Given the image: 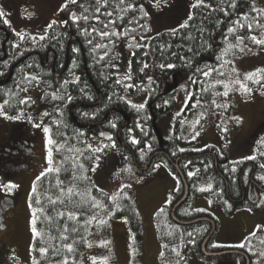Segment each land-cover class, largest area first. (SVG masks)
<instances>
[{"label":"trees","instance_id":"trees-1","mask_svg":"<svg viewBox=\"0 0 264 264\" xmlns=\"http://www.w3.org/2000/svg\"><path fill=\"white\" fill-rule=\"evenodd\" d=\"M5 1L0 0V10L4 11ZM148 3L149 0H63L47 25L56 23L40 34L17 33L22 28L12 26L7 10L0 17L1 111L8 117L24 119L36 109L37 100L51 119L49 132L56 143V169L34 181L35 191L29 197L37 231L32 251L38 264L61 260L77 264L90 227L97 223L101 234L110 233L108 220L93 214L96 199L109 203L108 194L95 183V176L102 163L110 160L111 153L135 174L150 173L154 163L162 159L178 179L179 186L169 203L160 208L164 211L159 209L154 214L160 258L166 264H188L190 250L204 258H214L200 251L201 241L211 228L209 221L181 225L171 219V204L183 193V183L171 161L177 159L188 189L186 200L174 211L177 218L210 217L193 210L191 199L196 197L208 196L229 212L255 207L245 200L234 201L240 193L241 162L227 160L212 145L199 150L184 146L189 141L188 117L194 103L211 107L214 91L222 88L217 81L230 74L238 42L253 45L250 37L264 34V12H239L248 0H202L192 6L182 24L153 33ZM73 15L78 19L73 20ZM4 19L9 23L5 24ZM229 28L234 32L230 33ZM104 31L109 33L107 37L100 35ZM237 36L243 39L237 40ZM97 44L103 47H95ZM167 64L174 67L168 68ZM208 69L215 71L204 76L202 72ZM187 88L190 94L183 112L185 118L176 117L171 132L160 136L158 118L175 106L178 90ZM133 104L144 107L134 108ZM12 127L20 131L19 125ZM201 134L199 130L198 136ZM27 137V144L23 142L27 148L22 152L26 155L24 164L29 163L27 151L34 142L32 136ZM260 157L253 158L256 167L260 166ZM190 168L193 171H188ZM7 173L11 172L4 171L9 177ZM112 206L109 218L125 217L135 239H140L142 222L134 191L123 187ZM212 220L215 232L217 223ZM210 240L207 250H212L208 248ZM68 245H72L71 251ZM41 248L46 251L41 253ZM223 256L235 258L236 264L244 262L240 256Z\"/></svg>","mask_w":264,"mask_h":264},{"label":"rangeland","instance_id":"rangeland-1","mask_svg":"<svg viewBox=\"0 0 264 264\" xmlns=\"http://www.w3.org/2000/svg\"><path fill=\"white\" fill-rule=\"evenodd\" d=\"M62 1L28 0L26 3V0H7L4 2V11L10 13L9 21L12 26L21 29L48 23L55 16ZM200 1L202 0H149L148 4L152 9L150 20L152 32L182 24L192 6ZM249 9H260L264 12V0H248V5H241L239 12L244 13ZM254 36L257 40L264 41L263 33ZM252 43L253 45L238 42L236 45L235 52L232 53L230 74L222 77V88L214 91L215 103H212L210 108L203 107L198 102L194 103L195 108L188 117L191 128L189 141L184 147L199 150L212 145L220 155L232 162L252 155L258 157L262 155L260 160L264 161V127L260 123L264 119V44H256L254 41ZM246 75H250L251 79L246 80ZM237 79L252 90L250 92L236 90L239 89V85L234 83ZM224 84L233 90L229 91L227 96L217 95L225 91ZM189 94L188 88L178 90L175 106L158 118L156 128L160 136H167L171 132L176 117L185 118L183 112ZM225 104L227 107L223 106ZM35 107L36 109L30 111L24 119L8 117L3 114L0 107V138L6 137L12 126L17 124L24 130L21 134L24 144H27L28 135L34 140V152L29 159V165L24 164L23 159L26 155L22 154L26 145H20L14 139L17 137L16 133L11 134V145L8 144L6 149L0 151V166L7 160L19 165L6 171L17 173L16 175L7 173L9 174L7 177L0 171V196L9 193L18 196L14 208L7 211L3 217L10 224V229L5 232L3 238L9 245L16 247L18 255L17 257L12 255L10 264H21L20 262L38 264L32 251V242L37 231L34 222L35 212L31 209L29 197L37 176L46 170L56 169L58 164V158L53 150L56 143L50 132L45 133L43 130L44 127L49 128L51 119L44 115L47 110L37 100ZM237 117L239 122L234 119ZM199 130H202L200 136L196 135ZM109 159L102 163L96 171V176L94 174L95 183L105 189L109 203L103 204L101 200L96 199L97 209L93 215L101 214L99 217L108 220L110 233L103 235L97 223L92 225L93 227L88 229L86 247L80 253L77 264H166L160 258L161 244L156 234L154 214L170 201L172 192L179 186L178 179L162 159L154 163L153 170L146 174L130 172L123 161L117 159L113 153L109 154ZM156 165L159 167H155ZM188 171L193 170L190 168ZM203 185L204 183L201 184ZM125 186L134 191V199L142 222L140 239H135L125 217L109 218L114 209L112 203L115 202L111 197L116 198ZM191 201L193 210L208 213L216 220L217 229L208 244L211 251L243 245L252 254V264H264V255H261L264 253V236L259 235V232L264 231V216L260 213L254 215L253 211L243 207L229 212L226 207L214 204L208 196L196 197ZM251 232L253 236L249 235ZM186 259L188 264H236L233 257L204 258L194 250L189 251ZM53 264L65 263L61 260Z\"/></svg>","mask_w":264,"mask_h":264},{"label":"flooded vegetation","instance_id":"flooded-vegetation-1","mask_svg":"<svg viewBox=\"0 0 264 264\" xmlns=\"http://www.w3.org/2000/svg\"><path fill=\"white\" fill-rule=\"evenodd\" d=\"M46 27H47V22L41 25L35 24V26L23 27L21 30L17 31V33L20 32V33H25V34H38V33L40 34V33L45 32ZM72 39H74V37H72ZM4 67L6 68L7 65H4ZM260 123L264 127V119ZM22 131L23 130L21 129L20 131H15L11 129L10 133H8L6 137L0 138V151L1 150L3 151L4 149H6L8 144L11 145V137H12L11 134H14V133L17 134V137H15L14 139L17 140L20 145H23V143H21L23 142V137L21 134H23L24 132ZM255 131L256 129L254 130V132ZM28 149H29L28 157L30 159L34 152L33 145L31 148H28ZM254 157L256 158V156L252 155L251 157L248 156V157L236 160V161L241 162L240 168H239L240 169L239 170L240 171V176H239L240 193H239V198L234 201L239 202V201L245 200L250 203H253L255 205L254 208H251V209L248 207H243V208H246L249 211H253L254 215H257V213H260L262 216H264V210H261L264 208V181L260 179V177L264 176L263 175L264 168L261 167V165H264V161L260 160L259 158L257 163L260 166L256 167L253 162ZM4 162L5 163L1 164L0 166V171L2 172L7 171L11 167H15V165L13 163L8 162V160L7 162L6 161ZM27 165H29V163ZM245 184H249V185H247V187L245 188ZM17 197L18 196H16L15 194H11V193L7 195L2 194L0 196V264H10V259L12 255L16 257L18 256L17 251L15 249L16 247L14 245L12 246L9 245L8 241L3 238V235L5 236V232L8 229H10V224L3 217L7 211L9 210L11 211L14 208ZM175 202L176 201H174L171 204V206ZM249 235L253 236L252 233H250ZM255 235H257V233L254 234V236ZM259 235L264 236V231H262L261 233L259 232ZM262 238L263 237H260V239ZM234 249H239V250L244 251L249 258V264H252V260H253L252 254L248 250H246V248L236 247ZM233 255L242 257L244 260L243 264L245 263V258L242 255H239V254H233ZM20 263L22 264V262Z\"/></svg>","mask_w":264,"mask_h":264},{"label":"snow or ice","instance_id":"snow-or-ice-1","mask_svg":"<svg viewBox=\"0 0 264 264\" xmlns=\"http://www.w3.org/2000/svg\"><path fill=\"white\" fill-rule=\"evenodd\" d=\"M72 3H75V0H72ZM129 6L131 7V5H129ZM233 6L235 7V4H233ZM97 11H99V9H97ZM4 16H5L4 11H3V10H0V17H4ZM72 19H73V20H76V19H78V17H76L75 15H73V16H72ZM84 19H87V17H84ZM97 19H98V17H97ZM189 19H191V16L189 17ZM4 23L7 24V23H9V21H8L7 19H4ZM55 23H56V21H52V24H55ZM52 24L47 25V28H50V27L52 26ZM228 31H229L230 33H232V32H234V29H233V28H229ZM100 35L103 36V37H107V36L109 35V33H108L107 31H104V32H101ZM21 38H23V37H21ZM40 38L43 39L44 37L41 36ZM250 38H251V40L254 41L256 44H264V41H262V40H257V38H256L255 36H252V37H250ZM225 39H227V37H225ZM236 39H237V40H242L243 38L240 37V36H237ZM89 43L91 44L92 42L89 41ZM95 47L100 48V47H103V45L97 44ZM229 47H232V45H229ZM73 51H76V49H73ZM105 55H107V53H106ZM144 67L146 68L147 65H145ZM161 67H165V65H161ZM166 67H168V68H172V67H174V65H172V64H167ZM197 71L199 72V71H201V69H197ZM213 71H215V69H208V70H206V71H203L202 74H203L204 76H208L209 73H210V72H213ZM125 78H126V79H131V77H125ZM33 79H35V77H33ZM149 79H151V77H149ZM245 79H246V80H247V79H251V76H250V75H246V76H245ZM190 81H191V78H190ZM191 82H192V83H195V81H191ZM37 83H39V81H37ZM116 83L119 84L120 81L117 80ZM217 83H221V81L218 80ZM234 83L239 85V89H236V90L244 91V92H250V91L252 90L251 88H248L247 85H246L245 83L241 82L239 79L235 80ZM128 87H132V85H129ZM224 88H225V91H224L222 94H221V93H217V95L227 96V95L229 94V91H232V90H233V89H230L229 86H228L227 84H224ZM22 91H27V90H26V89H22ZM54 98H56V97L54 96ZM68 99H71V97H68ZM20 103L23 104V103H24V100H20ZM165 103H167V102H165ZM213 103H215V101H213ZM132 106H133L134 108H138V109H142V108L144 107L143 104H140V105H135V104H133ZM216 106H217V107H221V105H216ZM223 106H224V107H227L226 104L223 105ZM193 107H195V105H193ZM44 115L47 116L48 113H44ZM234 119H235L237 122H239V118H238V117H237V118H234ZM197 122H198V121H197ZM112 126L115 127L114 124H113ZM37 127H40V125H37ZM43 130H44L45 133H47V132L49 131V128H48V127H44ZM225 131H226V129H225ZM102 135H103V134H102ZM196 135H199V133L197 132ZM193 138H195V136H194ZM133 143H136V141L133 140ZM114 146H115V145H113V147H114ZM95 151L99 152L100 149H95ZM181 151H182V150H181ZM155 167H159V165H156ZM261 167L264 168V165H261ZM94 170H95V169H93V171H94ZM46 171H48V170H46ZM44 175H45V172H41V173H40V176H37L36 179L39 180L40 177H41V176H44ZM189 175H192V173H189ZM260 179L264 180V177H260ZM33 191H35V189H33ZM111 199L114 200L115 198H114V197H111ZM160 211L163 212L164 210H163V209H160ZM69 218L71 219L72 217L70 216ZM100 223L103 224V223H105V222H104V221H100ZM73 231H75V229H73ZM241 247H243V245H241ZM68 248H69V251H71V250H72V245H68ZM40 251H41V253H43V252L46 251V249L41 248ZM261 255H264V253H261Z\"/></svg>","mask_w":264,"mask_h":264},{"label":"water","instance_id":"water-1","mask_svg":"<svg viewBox=\"0 0 264 264\" xmlns=\"http://www.w3.org/2000/svg\"><path fill=\"white\" fill-rule=\"evenodd\" d=\"M126 122H127V119L125 120V123ZM162 147L165 148V145H163ZM171 162H172L174 168L176 169L177 173L179 174V177L183 183L182 195L180 196V198L177 199V201L170 208V216H171L172 220L174 222H176L177 224H181V225H189V224L196 223V222L203 221V220L209 221L211 223V228L208 231V233L206 234V236L203 238V240L201 241V244H200L201 253L204 256H208V257H219V256L226 255V254H239L245 258L244 264H249V258L246 255V253L242 250L230 248V249H221V250L209 251L206 249V243L214 232V222L211 218H209L207 216H199V217H195V218L188 219V220H182V219L177 218L174 215V211H175L176 207H178L186 199L187 194H188V189H187V184H186L184 175H183L181 169L179 168V166L177 164V159H175L174 161H171ZM146 167H147V165L144 168H146Z\"/></svg>","mask_w":264,"mask_h":264},{"label":"crops","instance_id":"crops-1","mask_svg":"<svg viewBox=\"0 0 264 264\" xmlns=\"http://www.w3.org/2000/svg\"><path fill=\"white\" fill-rule=\"evenodd\" d=\"M252 233V232H251Z\"/></svg>","mask_w":264,"mask_h":264}]
</instances>
